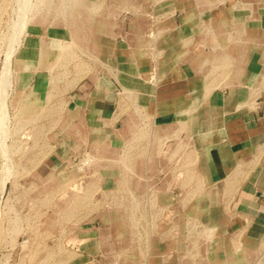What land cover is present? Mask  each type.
Wrapping results in <instances>:
<instances>
[{
    "label": "crops",
    "instance_id": "1",
    "mask_svg": "<svg viewBox=\"0 0 264 264\" xmlns=\"http://www.w3.org/2000/svg\"><path fill=\"white\" fill-rule=\"evenodd\" d=\"M33 2L15 44L18 8L0 6L15 47L0 175L59 193V250L264 264V0ZM83 149L97 163L75 184ZM107 224L137 225L135 247Z\"/></svg>",
    "mask_w": 264,
    "mask_h": 264
},
{
    "label": "rangeland",
    "instance_id": "2",
    "mask_svg": "<svg viewBox=\"0 0 264 264\" xmlns=\"http://www.w3.org/2000/svg\"><path fill=\"white\" fill-rule=\"evenodd\" d=\"M17 1L14 0L15 12L18 8ZM5 4L6 0H0V6ZM33 10V14H36V9L33 8ZM14 32L17 33L18 31L15 30ZM5 42L6 31L0 30V77L8 50ZM3 88L7 98V86ZM3 88L0 87V92ZM9 121L10 117L5 122L0 119V137L5 138L12 134ZM3 156L7 159L6 153ZM6 159L0 162V171L1 168L2 171L7 168L5 166ZM96 163L97 160L94 155L83 149L71 161L75 174L72 183L84 184L88 178V173L95 168ZM3 178L4 175H0V264H137V247L131 252L117 251L118 248L116 251H60L59 249L64 246L67 247L69 242L60 241L61 232L57 231L56 235L54 232L55 211L58 210V215L60 211L54 200L59 201V193L46 192L44 197L38 200L34 197L37 193L13 191L11 188L8 190L6 183L2 190L1 181ZM55 178L58 182V177L52 175L46 177L45 182L52 184ZM24 179L26 180L27 177L8 176L7 181L12 183L14 180V184H16L23 182ZM95 184L98 182L95 181ZM95 194L100 195L98 192ZM28 195H30L29 199L27 198ZM57 203L59 204V202ZM109 203L112 204L110 200ZM93 208L95 213H100L103 210L96 200ZM106 209L113 210L112 206H108ZM95 226L98 227L97 224ZM106 227H111L119 232L120 241L117 244L120 245L119 247L123 246L121 248L125 249L124 245L128 244H134L135 247L136 244L133 241L137 242V225L107 224ZM55 247L58 251H54Z\"/></svg>",
    "mask_w": 264,
    "mask_h": 264
},
{
    "label": "bare ground",
    "instance_id": "3",
    "mask_svg": "<svg viewBox=\"0 0 264 264\" xmlns=\"http://www.w3.org/2000/svg\"><path fill=\"white\" fill-rule=\"evenodd\" d=\"M33 0H25V4L23 6V1L21 3V0L18 1V19H17V22L16 24L14 25V31H18L17 33L16 32H13V41H14V44L18 42L19 38L21 37L22 35V32H23V29H24V26L26 25V15L29 13H33L34 10L33 8L35 7L34 4H33ZM23 6V7H22ZM37 13V12H36ZM36 15V14H34ZM33 17H36V16H33ZM251 23V22H250ZM65 32V31H64ZM251 34V33H250ZM249 34V36H250ZM253 34V33H252ZM251 34V35H252ZM248 36V35H247ZM248 36V37H249ZM230 46V45H229ZM14 50H15V47H9L7 52H6V57H5V60L3 62V68H2V73H1V77H0V87H10V58H11V55L14 53ZM36 50V49H35ZM34 50V51H35ZM237 55V54H236ZM35 56V55H34ZM33 56V57H34ZM36 57V56H35ZM31 58V57H30ZM25 60V59H24ZM30 61V60H29ZM27 66V65H25ZM18 72V71H17ZM5 89H1V92H0V119L1 121H7L8 119V116H7V109H6V94H4L5 92ZM26 107V106H24ZM34 107V106H33ZM36 107V106H35ZM29 107H27L28 109ZM2 126H3V123H2ZM6 129V128H5ZM5 132V131H3ZM3 137V136H2ZM10 170V169H9ZM10 176V175H9ZM8 179V176L4 175V178L2 179L1 181V189L3 190L4 189V186H5V183ZM109 181V180H108ZM105 183V182H104ZM107 183V182H106ZM107 185V184H106ZM108 187V186H107ZM129 251V250H128ZM131 252V251H130ZM125 254V253H124ZM123 255V254H122ZM29 256V255H28ZM127 259V258H126ZM134 264V263H133Z\"/></svg>",
    "mask_w": 264,
    "mask_h": 264
}]
</instances>
